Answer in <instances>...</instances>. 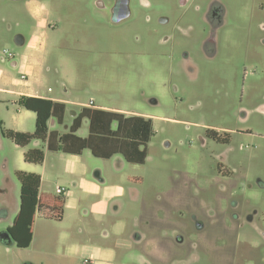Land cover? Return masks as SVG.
I'll list each match as a JSON object with an SVG mask.
<instances>
[{"label": "rangeland", "instance_id": "1", "mask_svg": "<svg viewBox=\"0 0 264 264\" xmlns=\"http://www.w3.org/2000/svg\"><path fill=\"white\" fill-rule=\"evenodd\" d=\"M24 1L0 0V123L34 131L35 113L19 106L15 94L27 80L37 94L65 87L78 103L91 99L96 106L150 117L154 131L143 164L124 162L119 169L116 156L84 150L83 172L44 143L37 145L43 163L25 162L23 152L34 142L21 148L2 137L0 214L3 203L10 208L14 198L19 201L18 170L40 174L43 192L64 187L73 194L62 221L36 216L29 247L0 243V264L106 261L94 237L113 242L104 218L117 194L126 225L118 239L129 241L132 230L146 238L138 248L121 247L112 264H264V0H218L224 14L213 55L203 47L211 33L203 18L207 0L184 6L180 0H148L149 6L131 0L129 17L119 23L109 18L108 0H101L105 11L97 0ZM19 32L26 37L22 47L12 38ZM40 37L46 42L38 50L43 62L36 76L24 57L32 60ZM207 128L235 132L220 143L205 137ZM97 171L105 183L96 182L95 189ZM132 176L139 178L135 199L127 192ZM193 215L207 220L200 238L190 231ZM158 217L165 226L157 228ZM9 223L1 220L0 230ZM170 223L188 234L183 243L165 244L162 232L170 234Z\"/></svg>", "mask_w": 264, "mask_h": 264}, {"label": "trees", "instance_id": "2", "mask_svg": "<svg viewBox=\"0 0 264 264\" xmlns=\"http://www.w3.org/2000/svg\"><path fill=\"white\" fill-rule=\"evenodd\" d=\"M18 104L35 113L34 131H17L0 124V134L21 148L33 141L46 144L47 150L52 152L80 154L88 149L95 157L108 159L120 154L130 163H142L146 158V146L153 134L151 118L126 115L115 110L82 107L71 118L68 129L58 131L50 130L49 124L51 120L59 126L66 123L65 103L21 96ZM85 120L88 122V135L81 137L76 132ZM23 160L41 164L44 152L38 147L28 148L23 152ZM15 175L20 185L19 208L7 229L17 247L27 248L32 240L35 216L60 221L65 199L61 194L40 193L41 176L37 173L18 170Z\"/></svg>", "mask_w": 264, "mask_h": 264}, {"label": "flooded vegetation", "instance_id": "3", "mask_svg": "<svg viewBox=\"0 0 264 264\" xmlns=\"http://www.w3.org/2000/svg\"><path fill=\"white\" fill-rule=\"evenodd\" d=\"M27 1L28 0H25L24 3L27 4ZM108 1H109V4L107 6L108 10H106V11H107V13H109V18L112 21V23H119V22L123 21L124 19H126V18H122L124 15L128 14L127 17H129V15H130L129 5L131 3V0H108ZM188 1L189 0H180V4L182 6H184L188 3ZM96 5H97V7H99L100 9H103L105 11L106 4L103 1L97 0ZM142 5L149 6L148 0H142ZM47 8L49 9L48 4H47ZM195 8L198 9V6H195ZM223 14H224L223 7L218 0H207L206 5H205V10L203 13V16H204L203 18H204V21L208 25L207 27L210 28L211 33L204 40L203 47H204L205 53H206V51L208 52V55H213V53H214L216 30L222 24ZM159 20L161 22H166L168 19L166 17H160ZM35 21H36V19H35ZM48 25L49 24H47V26ZM51 25L52 24H50L48 27H51ZM261 28L264 29V27H261ZM16 34L17 33L14 34V37L12 36L13 40H14ZM164 39H167V37H165ZM64 89L67 90L65 87H64ZM154 103H156V102H154ZM261 106H264V103L261 104ZM82 107H90V106H87V103H85V104L81 105V108ZM90 108H92V107H90ZM134 115H137V114H134ZM140 116H143V115H140ZM148 118H150V117H148ZM152 124H153V122H152ZM219 130L222 131V133H219ZM233 132H235V131L233 129H229V128H222V129L207 128L206 132H205V135H206L205 137L210 138L215 142L228 143L230 140L231 134ZM236 132L248 133V131H243V130H236ZM199 139H200L202 144H204L206 142L205 138H203L201 136L199 137ZM146 151H147V146H146ZM115 161L118 163V167H120V169L124 166V162H127L125 160V158L120 154H118V155L116 154ZM144 162H145V160L142 163H131V164L139 165V164H143ZM127 163L129 164L130 162H127ZM132 177H128V179H127L128 182L130 183V185L127 186V192L129 194L130 198L135 199V198H137V196H136L137 190H136V187L134 184L139 182V178L137 177L136 179H134V176H132ZM98 180L102 181L103 179L98 177ZM6 203H3V208H4L3 213L7 212L9 209L5 205ZM119 204L121 205L120 207L124 208V202H123L122 198L117 199L114 203V206L118 208ZM4 216L5 215L0 214V220L2 218H4ZM252 218H253V215L250 214L247 216L246 219H247V221H251ZM189 220L192 224V228H190V231H192L194 234L196 233L195 235L197 236V238H200L204 229L206 228V224H207L206 221L207 220H205L201 215H199V216L193 215L192 218H190ZM163 221H165V220L160 218V217H158V219H156L157 228H161L162 226H165V225H163ZM148 222H149V220L146 219V223H148ZM146 225H148V224H146ZM169 228H170V234L165 232L166 235H164V233L162 232V235L164 236L165 244H167L169 242H171L173 244H180V243H183L185 241L187 233L184 232L183 228L177 229V226L172 225V223H170ZM124 231H125V229H123V231L117 237L122 235ZM8 234H9V238H10L9 242H1L0 241L1 244H4V245H10L12 243L15 244L12 234L11 233H8ZM187 237H188V234H187ZM114 238H115L114 233H112V241H116L117 243L119 242L118 246H116L117 247L116 253L119 254V251H120L119 249H121V247H123V246H127V250L129 251L132 246H133L132 247V249H133V248H136L139 244L141 245L145 241L146 235L143 231L132 230L128 235L129 241H126L125 243H122L121 239L115 238V239H117V240H115ZM141 248L143 249V246H141ZM25 263H32V262L27 261Z\"/></svg>", "mask_w": 264, "mask_h": 264}, {"label": "crops", "instance_id": "4", "mask_svg": "<svg viewBox=\"0 0 264 264\" xmlns=\"http://www.w3.org/2000/svg\"><path fill=\"white\" fill-rule=\"evenodd\" d=\"M31 10H32V14L34 16V18L36 19L35 17V11L32 7H30ZM39 22L38 20L36 19V25H38ZM47 25V24H46ZM20 33V32H19ZM23 34V33H22ZM24 35V34H23ZM25 36V35H24ZM41 42L42 44L46 42V40L44 38H38L37 41L33 43V47H34V52H33V55L34 57L32 58V60L30 58H27V57H24V61L26 64H31L32 68H33V73L36 75V76H39V74L41 73L42 71V62L43 60L41 61L39 58H38V50L42 49V47L44 45H41ZM25 43H26V37H25ZM25 45V44H24ZM23 45V46H24ZM13 61V59H11ZM11 61V62H12ZM29 85L30 83L27 81V80H24L23 83H22V86L25 87V89H20V90H17L15 91V94L17 95L18 99L21 97V96H32V97H41V98H46V99H50L52 101H58V102H63L66 104L67 106V116H66V123L69 125L70 123V120H71V116H69L68 114V111L70 108H73L75 109L76 111H78L81 107L80 105L82 104H85V103H78L77 102V99L76 98H73L72 97V94H71V91L70 90H65L64 88L60 91V92H55L54 91V88L51 87V86H48L47 87V94H37V93H34L32 92V90H29ZM48 88H51L50 91H48ZM67 89V88H66ZM1 90V89H0ZM91 100V99H90ZM17 104H18V100H17ZM78 104L79 107H75V105ZM19 105V104H18ZM20 106V105H19ZM74 106V107H73ZM22 107V106H21ZM23 108V107H22ZM92 108H98V109H105V110H115V111H123V110H120V109H114V108H109V107H105V106H96L94 104V106ZM25 109V108H24ZM27 110V109H25ZM29 111V110H28ZM152 122H153V119H152ZM2 127L4 128H9L11 129L10 127H7L5 126V123L4 122H1L0 123ZM64 124L62 126H59L57 125L54 120H51V123L49 124V129L50 130H58V131H65L67 129H64L63 128ZM83 128V131H81L80 133V130ZM13 130H17V131H23L22 129L20 128H14ZM24 132V131H23ZM77 135L81 136V137H86L88 135V122L85 120L81 126V128L76 132ZM1 134H0V142H1ZM38 143L34 142V146L37 147ZM46 145V144H45ZM47 149V148H46ZM87 150L88 152H90V150L88 149H85ZM84 151V150H83ZM83 151L80 153V154H71V153H64V152H61V151H49V152H52V153H59L60 155V158L64 159V160H67L69 161L71 164H74L75 168L79 171V172H83L84 171V167L81 163V157H82V153ZM91 153V152H90ZM92 154V153H91ZM118 155V154H117ZM116 155H113L112 157H115ZM44 158H45V155H44ZM110 159V158H109ZM44 161V160H43ZM43 163V162H42ZM41 163V164H42ZM120 169V168H119ZM40 175V174H39ZM41 176V175H40ZM98 177L103 179V177L101 176L100 172L97 171L95 172V179L96 181H92L91 184L95 187V189H98V185L96 182H98L99 184L103 185L105 182H104V179L102 181L98 180ZM41 183H42V177H41ZM40 187H41V184H40ZM40 187H39V192L40 193H47V194H55V195H59L57 193V189L56 191L53 193V192H43L40 190ZM64 188V187H63ZM65 189V192L61 194V196L64 197L65 199V205H64V208L65 206L67 205V200L68 198L72 197V194H73V191L72 190H68L66 188ZM106 197V196H105ZM121 198L119 196V194L115 195V197L112 199L111 203H110V207H109V215L110 216H105L104 220L106 221V218L107 220L109 219V225H107L108 229H110L112 231V233H114V237L115 238H118L117 236L123 231V229H125L126 225H125V222L123 220H121L119 218V214L120 212L123 210V207H120L121 205L119 204V207H115L114 206V203L117 199ZM18 208H19V201H16L15 198L13 199L12 203H11V206L10 208L8 209L7 212L3 213L4 218H2L1 220H10V223L6 226V228H3V229H7V227H9L11 224H12V220L14 218V216L16 215L17 211H18ZM64 208H63V213H64ZM38 216V215H36ZM35 216V218H36ZM38 217H41V216H38ZM43 218V217H41ZM43 219H46V218H43ZM62 219H63V216H62ZM62 219L60 221H62ZM0 220V221H1ZM46 220H51V219H46ZM93 220H95V217H93ZM55 221V220H54ZM103 221V219L101 220ZM34 222H35V219H34ZM96 240V242L100 243V246H102V252L106 255L107 259L106 261L102 260V262H95L94 260H92V264H112V260H113V256L116 257L118 256V254L116 253V249L119 244V242L117 243L116 241H113V242H105V241H100L97 237H94ZM114 238V239H115ZM112 241V237L110 239ZM117 240V239H115ZM34 223H33V234H32V240L30 242V244L32 242H34ZM116 242V244H115ZM29 244V246H30ZM28 246V247H29Z\"/></svg>", "mask_w": 264, "mask_h": 264}, {"label": "water", "instance_id": "5", "mask_svg": "<svg viewBox=\"0 0 264 264\" xmlns=\"http://www.w3.org/2000/svg\"><path fill=\"white\" fill-rule=\"evenodd\" d=\"M127 16H128V14L124 15L122 18H126ZM13 41H14L16 46L22 47L25 44V36L22 33H17ZM11 65L12 66H16L17 65V61L13 60L11 62ZM68 114H69V116L74 117L77 114V111L75 109H73V108H70L69 111H68ZM63 128L67 129L68 128V124L65 123ZM8 233H9L8 229L0 230V241L1 242H9L10 238H9V234ZM25 264H32V263H25Z\"/></svg>", "mask_w": 264, "mask_h": 264}, {"label": "built area", "instance_id": "6", "mask_svg": "<svg viewBox=\"0 0 264 264\" xmlns=\"http://www.w3.org/2000/svg\"><path fill=\"white\" fill-rule=\"evenodd\" d=\"M3 54L7 56V58L9 59H13L14 58V55L12 52L8 51V50H3ZM51 88H48V91H50ZM87 106H90V107H93L94 106V102L93 100H89V102L87 103ZM65 192V189L63 187H58L57 188V193L58 194H62ZM80 264H92V260L91 259H88V258H85L83 259Z\"/></svg>", "mask_w": 264, "mask_h": 264}]
</instances>
